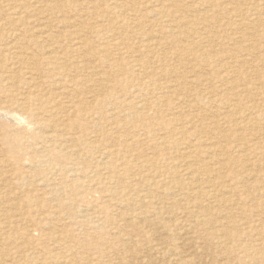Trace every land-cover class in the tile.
<instances>
[{
	"label": "rangeland",
	"instance_id": "obj_1",
	"mask_svg": "<svg viewBox=\"0 0 264 264\" xmlns=\"http://www.w3.org/2000/svg\"><path fill=\"white\" fill-rule=\"evenodd\" d=\"M263 11L0 0V264H264Z\"/></svg>",
	"mask_w": 264,
	"mask_h": 264
},
{
	"label": "bare ground",
	"instance_id": "obj_2",
	"mask_svg": "<svg viewBox=\"0 0 264 264\" xmlns=\"http://www.w3.org/2000/svg\"><path fill=\"white\" fill-rule=\"evenodd\" d=\"M171 2V1H170ZM53 5V4H52ZM61 6H62V4H61ZM256 6V5H255ZM52 7V6H51ZM110 7V6H109ZM53 8V7H52ZM52 8H50L51 10H52ZM56 8H58L57 6H56ZM63 8V7H62ZM107 8V7H106ZM57 10V9H56ZM190 11V10H189ZM55 12V11H54ZM264 12V11H263ZM45 15V14H44ZM194 15V14H193ZM255 15V14H254ZM53 16H55V15H53ZM195 17V16H194ZM43 18V17H42ZM49 19H50V17H49ZM186 19V18H185ZM47 20V19H46ZM20 21V20H19ZM21 22V21H20ZM42 22V21H41ZM48 22V21H47ZM202 22V21H201ZM182 23V22H181ZM18 24V23H17ZM22 24V23H21ZM40 24V23H39ZM38 24V25H39ZM65 24V23H64ZM67 24V23H66ZM68 24H70V23H68ZM194 24H195V22H194ZM248 24V23H247ZM10 25V24H9ZM12 25V24H11ZM37 25V26H38ZM40 26V25H39ZM207 26V25H206ZM210 26V25H209ZM13 27V26H12ZM180 27V26H179ZM29 28V27H28ZM53 28V27H52ZM241 28V27H240ZM3 29V28H2ZM63 29V28H62ZM66 29V28H65ZM250 29V28H249ZM5 30V29H4ZM21 30H22V28H21ZM25 30V29H24ZM79 30V29H78ZM12 31H14L13 29H12ZM26 31V30H25ZM25 31H23V32H25ZM40 32H41V30H39ZM76 31V30H75ZM44 32V31H43ZM2 33H3V31H2ZM36 33V32H35ZM48 33V32H47ZM5 34V33H4ZM52 34V33H51ZM12 35V34H11ZM63 35H65V34H63ZM62 35V36H63ZM14 36V35H13ZM15 36H16V34H15ZM47 36V38H49L50 36L49 35H46ZM45 36V37H46ZM61 36V35H60ZM67 36V35H66ZM5 37V36H4ZM12 37V36H11ZM10 36H9V38H11ZM69 37V36H68ZM70 37H71V35H70ZM81 37V36H80ZM58 38H59V35H58ZM58 38H56V39H58ZM63 38V37H62ZM64 38H65V36H64ZM14 39V38H13ZM3 40V39H2ZM17 40V39H16ZM52 40H53V38H52ZM84 40H85V38H84ZM21 41V40H20ZM54 41V40H53ZM61 41H62V39H61ZM69 41V40H68ZM72 41V40H71ZM249 41V40H248ZM66 42V41H65ZM1 43V42H0ZM81 43V42H80ZM91 44V43H90ZM2 45V44H1ZM0 45V46H1ZM36 45V44H35ZM45 45V44H44ZM48 45V44H47ZM46 45V46H47ZM150 45V44H149ZM3 46V45H2ZM39 46V45H38ZM91 46V45H90ZM153 46V45H152ZM10 47V46H9ZM13 47V46H12ZM45 47V46H44ZM82 47H84V46H82ZM87 47V46H86ZM85 47V48H86ZM151 47V46H150ZM17 48L18 49H20V47H18L17 46ZM22 48V50L25 48V47H21ZM42 48V47H41ZM77 48H79V47H77ZM104 48H105V46H104ZM154 48V47H153ZM107 49V48H106ZM106 49H105V51H106ZM42 50H44V49H42ZM41 50V52L40 53H42L43 51ZM59 50V49H58ZM91 50V49H90ZM40 51V50H39ZM50 51H53V50H50ZM193 51V50H192ZM91 52V51H90ZM93 52H94V50H93ZM96 53H97V51H95ZM125 52V51H124ZM62 55H64V54H62ZM70 55V54H69ZM68 55V56H69ZM40 56V55H39ZM74 56V55H73ZM57 56L56 55H52L50 58H52L53 59V61H52V63L53 62H55V60L57 59L56 58ZM55 58V59H54ZM15 59H17V58H15ZM91 59V58H90ZM20 60V59H19ZM4 61V60H3ZM2 61V62H3ZM48 61V60H47ZM84 61H86V60H84ZM93 61V60H92ZM44 62H46V61H44ZM49 62V61H48ZM48 62H46V63H48ZM74 62V61H73ZM72 62V63H73ZM102 62V61H101ZM19 63V62H18ZM27 63V62H26ZM37 63V62H36ZM46 63H43V64H46ZM71 63V64H72ZM80 63V62H79ZM75 64V63H74ZM126 64V63H125ZM27 65V64H26ZM80 65H81V63H80ZM13 66V65H12ZM42 66V65H41ZM51 66V65H50ZM73 66V65H72ZM71 66V67H72ZM88 66V65H87ZM97 66V65H96ZM44 67V66H43ZM53 67V66H52ZM90 67V66H89ZM89 67H87V68H89ZM126 67V66H125ZM5 68V67H4ZM55 68V66L53 67V68H51V69H54ZM56 68H59V67H56ZM63 68V67H62ZM74 68V67H73ZM81 68V67H80ZM86 68V69H87ZM93 68V67H92ZM1 69V68H0ZM29 69V68H28ZM60 69V68H59ZM64 69V68H63ZM75 69H77V68H75ZM81 69H83V68H81ZM125 69V68H124ZM73 70V69H72ZM84 70V69H83ZM118 70H120V69H118ZM127 70V69H126ZM20 71H22V70H20ZM54 71V70H53ZM75 71V70H74ZM73 71V72H74ZM79 71V70H78ZM90 70H88V72H89ZM96 72H98V71H96ZM120 72V71H119ZM124 72V71H123ZM25 73V72H24ZM27 73V72H26ZM26 73H25V75H26ZM71 73V72H70ZM90 73V72H89ZM122 73V72H121ZM130 73V72H129ZM52 74V73H51ZM91 74H92V72H91ZM90 74V75H91ZM97 74V73H96ZM21 75H22V73H21ZM33 75V74H32ZM89 75V74H88ZM121 75V74H120ZM38 76V75H37ZM44 76V75H43ZM72 76V75H71ZM74 76V75H73ZM79 76V75H78ZM85 76V75H84ZM9 77V76H8ZM75 77V76H74ZM90 77V76H89ZM92 77H93V74H92ZM22 78V77H21ZM87 78V77H86ZM68 80H69V78H68ZM79 80V79H78ZM80 80H81V76H80ZM117 80H119V79H117ZM166 80V79H165ZM72 81V80H71ZM85 81H87V80H85ZM103 81V80H102ZM126 81V80H125ZM23 82V81H22ZM105 82V81H104ZM17 83V82H16ZM87 83V82H86ZM147 83V82H146ZM13 84V83H12ZM11 84V85H12ZM27 84V83H26ZM67 84V83H66ZM78 84H79V81H78ZM91 84H93V82L91 83ZM102 85H105V84H102ZM139 85V84H138ZM137 85V86H138ZM149 85V84H148ZM72 87H73V85H71ZM78 86V85H77ZM98 87H99V85H97ZM16 87V86H15ZM46 87H48L47 85H46ZM62 87V86H61ZM101 87H103V86H101ZM126 87V86H125ZM139 87V86H138ZM75 88V87H74ZM108 88V87H107ZM161 88V87H160ZM15 89V88H14ZM26 89V88H25ZM78 89V88H77ZM85 89V88H84ZM124 89V88H123ZM75 90V89H74ZM17 91V90H16ZM86 92H88V91H86ZM71 93V92H70ZM97 93V92H96ZM72 94V93H71ZM83 95V94H82ZM62 96V95H61ZM72 96V95H71ZM71 96H70V98H71ZM7 97V96H6ZM76 97V96H75ZM102 97V96H101ZM109 97V96H108ZM65 98V97H64ZM85 99V98H84ZM61 100H63L62 99V97H61ZM12 101V100H11ZM19 101H20V99H19ZM64 101V100H63ZM88 101V100H87ZM86 101V102H87ZM92 101V100H91ZM145 101V100H144ZM1 102V101H0ZM46 102H47V100H46ZM53 102V101H52ZM75 102V101H74ZM83 102V101H82ZM103 102V101H102ZM54 103V102H53ZM134 103V102H133ZM139 103H140V101H139ZM20 104V103H19ZM55 105H57V103H55ZM61 105H62V103H61ZM74 105V104H73ZM19 106V105H18ZM26 106V105H25ZM64 106V105H63ZM82 106V105H81ZM70 107L72 108L73 106L70 104ZM80 107V106H79ZM34 108V107H33ZM41 108V107H40ZM63 108V107H62ZM61 108V109H62ZM87 108V107H86ZM130 108V107H129ZM27 109V108H26ZM55 109V108H54ZM42 110V109H41ZM132 110H133V108H132ZM25 111V110H24ZM78 111L80 112V111H82V109L80 108H78ZM95 111V110H94ZM56 112V111H55ZM59 112H60V110H59ZM76 112H77V110H76ZM21 113H23V111L21 112ZM26 113V112H25ZM24 113V114H25ZM24 114H21V115H24ZM38 115V114H37ZM77 115H79V114H77ZM131 115H134V114H131ZM61 116V115H60ZM22 117V116H21ZM69 117H71V116H69ZM27 118V117H26ZM84 118V117H83ZM29 119V118H28ZM1 120V119H0ZM100 120V119H99ZM29 121V120H28ZM66 122H67V120H66ZM88 122V121H87ZM101 123H103V122H101ZM120 124V123H119ZM30 126H31V124H30ZM97 127V126H96ZM31 128H32V126H31ZM51 128V127H50ZM49 129V128H48ZM101 129V128H100ZM103 129V128H102ZM50 130V129H49ZM52 131V130H51ZM73 131V130H72ZM45 132V131H44ZM64 132V131H63ZM45 133H47V132H45ZM101 133H103V132H101ZM59 134V133H58ZM74 134V133H73ZM87 134V133H86ZM55 136H57L56 134H55ZM164 138H166V137H164ZM64 141V140H63ZM66 141H67V139H66ZM65 141V142H66ZM68 141H70V140H68ZM81 143V142H80ZM62 145H64V144H62ZM87 145V144H86ZM92 147V146H91ZM59 148V147H58ZM59 149H61V148H59ZM72 154V153H71ZM101 154V153H100ZM65 157H66V155H65ZM3 158V157H2ZM71 158V157H70ZM86 159V158H85ZM6 160V159H5ZM86 162V161H85ZM42 163V162H41ZM44 163H46L45 161H44ZM34 166V165H33ZM73 167V166H72ZM17 168V167H16ZM2 170V169H1ZM191 170V169H190ZM182 171V170H181ZM180 171V172H181ZM193 172H194V170H193ZM11 173V172H10ZM2 175V174H1ZM2 176H4V175H2ZM29 176V175H28ZM1 177V176H0ZM4 178V177H3ZM72 178V177H71ZM5 179V178H4ZM152 179H154L153 177H152ZM38 180V179H37ZM155 180V179H154ZM151 183V182H150ZM11 184V183H10ZM36 184V183H35ZM13 185V184H12ZM62 189V188H61ZM171 191V190H170ZM125 194V193H124ZM123 194V195H124ZM66 195V194H65ZM122 195V194H121ZM126 195V194H125ZM154 196V195H153ZM28 197V196H27ZM148 203V202H147ZM144 204V203H143ZM90 209V208H89ZM140 213H138V215H139ZM84 216V215H83ZM10 218V217H9ZM135 218V217H134ZM130 220V219H129ZM131 221V220H130ZM130 221H128L129 223H130ZM26 223V222H25ZM17 224V223H16ZM178 227V226H177ZM78 228V227H77ZM67 230V229H66ZM18 234V233H17ZM35 234V233H34ZM253 235H255V234H253ZM51 237V236H50ZM15 241V240H14ZM13 242V241H12ZM231 245V244H230ZM33 246V245H32ZM238 246V245H237ZM32 248V247H31ZM235 248V247H234ZM247 251V250H246ZM206 252V251H205ZM249 254H250V251H249ZM9 256V255H8ZM143 258V257H142ZM110 259V258H109ZM236 260V259H235ZM237 261V260H236ZM65 262V261H64ZM252 262V261H251ZM245 263V262H244Z\"/></svg>",
	"mask_w": 264,
	"mask_h": 264
}]
</instances>
